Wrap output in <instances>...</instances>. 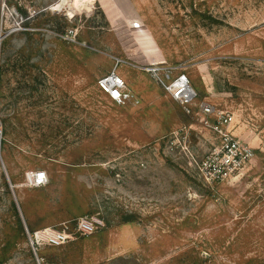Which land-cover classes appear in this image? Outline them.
<instances>
[{
    "label": "rangeland",
    "instance_id": "obj_1",
    "mask_svg": "<svg viewBox=\"0 0 264 264\" xmlns=\"http://www.w3.org/2000/svg\"><path fill=\"white\" fill-rule=\"evenodd\" d=\"M60 3L0 0V264H264V0ZM181 74L188 107L162 83ZM203 103L249 151L224 179ZM87 215L104 225L82 235ZM63 224L74 239L35 253L27 229Z\"/></svg>",
    "mask_w": 264,
    "mask_h": 264
},
{
    "label": "built area",
    "instance_id": "obj_2",
    "mask_svg": "<svg viewBox=\"0 0 264 264\" xmlns=\"http://www.w3.org/2000/svg\"><path fill=\"white\" fill-rule=\"evenodd\" d=\"M154 74H159V67L152 68ZM171 96L183 106H190L197 98V92L191 84L186 74H181L168 82H162ZM100 87L106 91L109 96L118 102H125L132 98L128 91L125 80L116 72L109 74L99 80ZM213 114V107L210 104L203 103L200 106L201 121L209 124L221 134L220 148L208 157L204 162V168L213 179H224L236 170L249 156L247 149H241L225 130L230 118L227 114L221 113L218 116L216 124L210 123L209 116ZM3 140V126L0 122V150ZM30 185L32 187H42L49 183V176L46 170L38 169L29 174ZM104 225V222L97 216H83L77 219L75 228L82 235L91 234ZM27 236L35 253L46 247H60L74 239L70 233L69 227L63 224L62 227L46 226L36 230H28Z\"/></svg>",
    "mask_w": 264,
    "mask_h": 264
},
{
    "label": "bare ground",
    "instance_id": "obj_3",
    "mask_svg": "<svg viewBox=\"0 0 264 264\" xmlns=\"http://www.w3.org/2000/svg\"><path fill=\"white\" fill-rule=\"evenodd\" d=\"M69 4V0H61V3L57 6L58 9L61 8L63 5H68Z\"/></svg>",
    "mask_w": 264,
    "mask_h": 264
},
{
    "label": "crops",
    "instance_id": "obj_4",
    "mask_svg": "<svg viewBox=\"0 0 264 264\" xmlns=\"http://www.w3.org/2000/svg\"><path fill=\"white\" fill-rule=\"evenodd\" d=\"M46 186V185H45ZM45 186H42V187H45Z\"/></svg>",
    "mask_w": 264,
    "mask_h": 264
}]
</instances>
